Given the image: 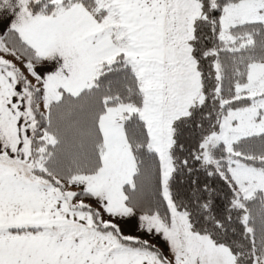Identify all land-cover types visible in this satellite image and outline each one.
I'll use <instances>...</instances> for the list:
<instances>
[{"label": "snow or ice", "instance_id": "obj_1", "mask_svg": "<svg viewBox=\"0 0 264 264\" xmlns=\"http://www.w3.org/2000/svg\"><path fill=\"white\" fill-rule=\"evenodd\" d=\"M0 264H264V0H0Z\"/></svg>", "mask_w": 264, "mask_h": 264}]
</instances>
